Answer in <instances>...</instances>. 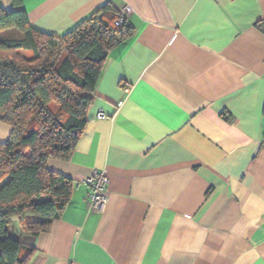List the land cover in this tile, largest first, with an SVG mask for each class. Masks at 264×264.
Wrapping results in <instances>:
<instances>
[{"label": "crops", "instance_id": "0c3cea01", "mask_svg": "<svg viewBox=\"0 0 264 264\" xmlns=\"http://www.w3.org/2000/svg\"><path fill=\"white\" fill-rule=\"evenodd\" d=\"M23 4L52 36L105 4L130 9L134 28L108 55L71 158L47 163L75 187L48 232L24 237L30 264H264V0ZM11 134L0 122V144ZM101 172L107 203L92 213L85 182Z\"/></svg>", "mask_w": 264, "mask_h": 264}, {"label": "trees", "instance_id": "16d2710c", "mask_svg": "<svg viewBox=\"0 0 264 264\" xmlns=\"http://www.w3.org/2000/svg\"><path fill=\"white\" fill-rule=\"evenodd\" d=\"M12 3L14 10L0 9V122L12 129L0 144V264H30L34 244L12 230L19 225L35 239L70 204L74 182L47 163L71 158L108 55L134 28L128 20L116 26L121 12L105 4L52 36L33 29L24 0ZM257 28L264 33V23Z\"/></svg>", "mask_w": 264, "mask_h": 264}, {"label": "built area", "instance_id": "2783aa9c", "mask_svg": "<svg viewBox=\"0 0 264 264\" xmlns=\"http://www.w3.org/2000/svg\"><path fill=\"white\" fill-rule=\"evenodd\" d=\"M1 9V6H0ZM131 15V10L126 8L121 12L120 18L116 23V26L121 27ZM100 119H106L103 113H99ZM89 188L90 193L88 196L89 211L92 213H99L103 210L107 203L108 198V187L110 179L106 172L95 173L92 177L88 178L85 182Z\"/></svg>", "mask_w": 264, "mask_h": 264}, {"label": "rangeland", "instance_id": "374dc122", "mask_svg": "<svg viewBox=\"0 0 264 264\" xmlns=\"http://www.w3.org/2000/svg\"><path fill=\"white\" fill-rule=\"evenodd\" d=\"M24 54H27V53H24ZM27 56H32V53L31 54H27ZM13 232H15L16 234H17V236H21V237H27L28 235L25 233V232H23L22 230H21V227L19 226V225H15L14 226V230H12ZM25 241H26V239H25Z\"/></svg>", "mask_w": 264, "mask_h": 264}]
</instances>
